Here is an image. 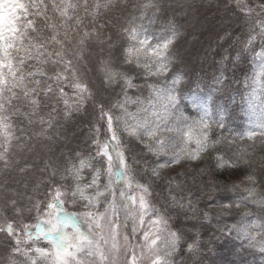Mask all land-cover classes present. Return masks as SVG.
<instances>
[{"label": "snow or ice", "instance_id": "6c2138e0", "mask_svg": "<svg viewBox=\"0 0 264 264\" xmlns=\"http://www.w3.org/2000/svg\"><path fill=\"white\" fill-rule=\"evenodd\" d=\"M129 7L114 39L112 14ZM167 10L174 15L158 33L136 23L137 11L143 20ZM211 10L220 14L222 39L235 35L240 45L222 62L252 54L244 145L214 133L224 128V109L211 94L191 101V111L183 101L175 13L199 25ZM212 79L223 94L225 72ZM145 88L142 98L129 94ZM85 122L87 151L70 147L77 137L68 129ZM13 149L22 162H11ZM208 161L212 175L198 193L177 177L165 182L170 166ZM35 173L31 191L46 189L43 200L28 195ZM204 175L200 168L192 176L193 187ZM0 176V264H177L178 256L179 264H203L199 228L213 217L233 219L217 239L264 254V0H176L167 9L160 0H0ZM69 204L77 210L66 211ZM33 211L36 222L26 223Z\"/></svg>", "mask_w": 264, "mask_h": 264}, {"label": "rangeland", "instance_id": "374dc122", "mask_svg": "<svg viewBox=\"0 0 264 264\" xmlns=\"http://www.w3.org/2000/svg\"><path fill=\"white\" fill-rule=\"evenodd\" d=\"M133 1L134 0H127V2L130 5L133 3ZM22 2L28 3L29 0H22ZM72 2L75 3V2H77V0H72ZM199 2H200V0H199ZM205 3L207 4L208 0H205ZM131 12H132V9H131V7H129L128 11L124 12L123 15H121L120 12L112 14V17L114 16L117 18L118 16H120L123 18V19L120 18L118 20L119 22L121 20L120 23L118 21H114V19H113L114 17L112 18V21L116 24V27L112 28V33L114 34L113 35L114 39L117 38L115 36V32L117 31V27L120 24H126L127 19L129 17L127 19L124 17H127L129 15V13H131ZM208 12L209 11H207L205 13V15L207 16L208 23H204L202 21L201 24L195 25L197 27L196 29L198 31H202V30L203 31H207V30L209 31V29H210L209 27L212 23V20L214 19V17L216 18L217 15L213 16V14L210 13V16H209ZM82 14L83 13H81V15ZM148 14H149V12L146 15H148ZM49 15H52L51 11H49ZM218 20H219V18H218ZM88 23H90V21H88ZM136 23L137 24L142 23L144 25V28L147 29L151 33V31L149 30V27H148V24H151L149 21H143V20L138 18ZM97 26H99V25H97ZM159 31L160 30H157L156 33H158ZM236 31L238 33L239 29L237 28ZM222 34H223V31L221 30L217 36L220 38V40L218 42H216L215 45L220 49L221 45H227L228 42L231 43V46L228 49V54L225 57H227L229 55L235 57L237 55L239 48H240V45L238 44V42L236 40V36L235 35L233 36V41L232 40L229 41L228 39H222L225 36V35L221 36ZM106 35H107V33H106ZM221 48H223V47H221ZM216 49L217 48L214 47L215 52H216ZM195 51L196 52L194 54L196 55V61L199 62V64L203 63L204 62L203 59L200 61V59H201L200 53L204 54L202 49L200 48L197 51L195 48ZM257 51H259V42H257ZM189 53H190V55L194 56L193 49L191 47H190L188 54ZM217 53L216 54L220 56V52L217 51ZM251 62H252V54L247 53V52L242 53L240 62L236 65H233V64L231 65V63L225 64L222 61H219V63H217L216 61L211 62V63L215 64V66H214L215 69H217L219 72L224 71L226 76H227V84L225 85L224 93L233 94L232 100H230L228 102L226 101V103L229 107V108H225V109H227V112L226 113L223 112L224 119H225V116H230V121H229L228 125H226V126L224 125L223 129L213 126V130H214V133L216 135H223V136L229 137L230 139H235L236 145H244V144L248 143V141L240 140L239 136L241 133H244L247 130H249V127H250L249 115L246 111L247 105L244 103V100L242 99V97H246L248 94V91H249V89H246V87H245V79H246V74L248 73V70L251 68ZM230 66H232V67H230ZM219 74H217V75H219ZM189 80L182 81V84L180 87H182L183 93H184L183 101L185 103L189 104V110L191 111V109H192L191 101H195L196 103H205L209 98L210 91L212 88H210L209 90H205L202 88V89H200V91H197L194 93V92H192L193 90L191 88L192 82H190ZM148 82L151 83L152 81H148ZM197 89H199V87H197ZM129 94L133 97V99H135L137 96H140L142 98V97L148 95V89L145 88L143 93H139V92H136L135 90H131ZM234 95L238 96L241 104L239 102L236 103V99L234 98ZM216 103L218 105V108H223L218 102H216ZM129 107H130L131 111L136 110L134 105H130ZM209 110L211 113V119L212 120H216L219 118V115H218L216 110H213L212 108H210ZM235 116H237L238 119H235ZM16 127L18 129L19 125L17 124ZM225 132L229 133L231 136L227 135ZM73 134H75V136L77 137L76 139H73L71 142V144L75 145L73 148H75L77 145H79L81 150L87 151V145L84 143V140L88 134L87 123L85 122L83 124H80V127H78V129H76V130H71V128H69L68 133H67L69 138H72ZM193 147H194V145H193ZM59 154H60V151L56 152L57 156ZM255 155L259 156V155H261V153L257 152V153H255ZM18 160L22 162L23 157L20 156L19 154H17L16 150L13 149V156H12L11 162L16 163ZM149 162L152 163L153 159L150 158ZM212 162L214 163V161H212ZM252 163L255 167H257V168L259 167L258 161L253 160ZM195 166L196 165H190V164H185L183 166H179V165L170 166L168 169L164 170V172L166 173L165 182H166L168 176H173L174 174H177L176 172H178V171L181 172L184 169H187V168L190 169V168H193ZM198 166L203 167L202 165H198ZM34 175L35 174L31 175V178ZM262 178H264V177H262ZM1 179H3L2 176H0V180ZM0 182L2 183L3 180ZM29 185H31L30 182H29ZM32 187L29 188L28 195L32 196L33 199H35V200H43L45 198L43 195V192L46 191V189H41L38 192H32L31 191ZM242 187H243V185H242ZM21 191H22V196L20 198V203H21L22 207H26L27 206V196L23 195V191H24L23 186L21 187ZM30 192H32V193H30ZM0 199H1V197H0ZM65 210L69 211V210H77V209H74L71 206V204H69ZM236 211L237 210H234V215H235ZM35 215H36L35 211H33L30 214L25 212L23 219L26 223L34 224L36 222L35 221ZM6 216L10 220H15L17 222V224L19 223L20 218L14 217L13 213L11 211H9V213L7 212ZM2 220H3V216H0V221H2ZM181 221L183 222V217H181ZM219 221H220V224L222 223V225H219L213 217L211 222H208V221L204 222V227L211 230V231H209V234L214 235L211 237V239L214 240L215 243L221 242V244H223L224 251L222 253H217L216 250L215 251L214 250L209 251L210 241H204L205 239H207V236L204 234V232L199 231L200 241L202 240L203 245H205L208 248V249H206L205 247H203L200 251V256L203 258V264H264V254H261L257 250L241 249V241L236 240L233 237H228V236L217 239V235H215L214 232H216L218 234L219 228H222L227 224H231L233 222V219L231 217H229V218L221 219ZM81 227L83 228V225H81ZM0 240H3L2 234H0ZM213 245H215V244H213ZM40 246H46L45 242L43 240L40 241ZM220 247H221V245H220ZM226 249H228V250H226ZM185 255H187V254H185ZM122 258H123V256H122ZM176 259H177V264H179L180 257L178 256ZM238 259H241V261L239 262ZM189 264H191L190 261H189Z\"/></svg>", "mask_w": 264, "mask_h": 264}, {"label": "trees", "instance_id": "16d2710c", "mask_svg": "<svg viewBox=\"0 0 264 264\" xmlns=\"http://www.w3.org/2000/svg\"><path fill=\"white\" fill-rule=\"evenodd\" d=\"M136 2H137V0H134L132 4H135ZM160 2L164 6V8L167 9V6L169 5V3H175L176 0H160ZM196 2L199 3V0H196ZM208 13H209V16H210V13H212L213 16L217 15L216 18L212 20V23L209 27L210 28L209 31L208 30L207 31H203V30L198 31L196 29L197 27L195 26L196 22L194 19L190 18L189 20H184L179 11H177L175 13L176 22L179 25H181L180 36L178 37L176 47H177V49H179L181 51L182 54H184V61H183V63L178 64V70L181 73L185 74L183 81L190 79L189 81L192 82L191 83V88L193 90L192 92H194V93L197 91H200V89H202V88L205 90H209L210 88H212L211 85L214 83L212 78L214 76H216L217 74H219L220 72L214 68L215 64L211 63V62L216 61L217 63H219V61H222L221 57L222 56L225 57L228 54V49L231 46V43H229V42L227 43V45H221L220 49L215 45V43L220 40V38L217 37L218 33L222 30L223 34L221 36H224L225 30L222 28V26L218 20L220 14L216 13L214 10H212L211 12L209 11ZM135 15L139 18V16H140L139 11H137L135 13ZM173 15H174L173 12L170 10H167L163 13H156L155 17L153 16L152 12H149V14L147 15L148 18L143 19V21H150V19L154 20V23L148 24V27H149V30L151 31V33H156L157 30H161L162 26L168 20L172 19ZM128 17L130 18V15H128L127 17H124V18L127 19ZM113 19H114V21H117L116 17H114ZM120 22H121V20H120ZM228 40L233 41V37H232V39H228ZM190 47L193 49V54L196 52L195 48L197 51L200 48L202 49L204 54L200 53V57H201L200 61L203 59L204 60L203 63L199 64V62L196 61V55L195 54H194V56L190 55V53L188 54ZM214 47L217 48L216 52L214 51ZM221 47H223V48H221ZM217 51L220 52V56L217 55L218 54ZM228 64H230V63H228ZM230 67H232V66H230ZM197 87H199V89H197ZM210 94L216 98L215 102H218L223 107L222 108V109H224L223 112L226 113L227 109H225V108H229L226 101L228 102V101L232 100L233 94H228V93L218 94V93H215L213 91V89H211ZM234 98L236 99V103L239 102L241 104L238 96L234 95ZM216 105H217V103H216ZM217 108H218V105H217ZM218 109H220V108H218ZM235 119H238L237 116H235ZM229 121H230V116H225L224 125L225 126L228 125ZM79 127H80V125H79ZM70 128H71V130L78 129V127H76V128L70 127ZM226 134L231 136L229 133H226ZM74 146H75L74 144L70 145V147H74ZM59 151L60 150L58 149L57 152H59ZM212 163H213L212 161L200 163L199 165H202L203 167L196 165L197 167L195 166V167L190 168V169L189 168L184 169L183 172L186 173L185 176H179L178 174L181 173L182 171L181 172L178 171V172H176L177 174H174L172 177H177L178 181H180V182L186 181V187H192L193 192L198 193L202 183L208 184V181L211 178L212 173H210L208 171V168H209V165ZM200 168L205 169V175L203 177L197 176L196 180H195V187H193L192 176ZM38 176H39V173H35V175L32 178H31V176L29 177V182L32 186L35 184L36 178ZM217 179H219V177H217ZM2 180L3 179H1L0 181H2ZM31 185H28V191H29V188L32 187ZM210 188H211V185L209 184L208 188H206L205 191H208ZM21 193H22V191H21ZM30 193H32V192H30ZM213 195H216V193H214ZM1 199H2V197H1ZM69 211L72 212V211H76V210H69ZM215 221L219 225H222V223L220 224L219 220L215 219ZM199 231L204 232V234L207 236V239H205L204 241H210L209 247H210L211 251L216 250L217 253H222L224 251V247H223V244H221V242L215 243V241L211 239V237L214 236L213 234L212 235L209 234V231H211V230H209L206 227H202V228H199ZM214 234L217 235V237L221 236L220 232H218V234L216 232H214ZM200 242L203 244L202 240ZM213 244H215V245H213ZM220 245H221V247H220ZM205 248L208 249L206 246H205ZM228 249H226V250H228ZM238 260H239V262L241 261V259H238Z\"/></svg>", "mask_w": 264, "mask_h": 264}]
</instances>
